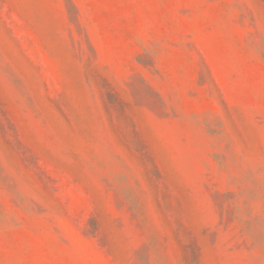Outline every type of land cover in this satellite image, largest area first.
Segmentation results:
<instances>
[{"label": "rangeland", "instance_id": "rangeland-1", "mask_svg": "<svg viewBox=\"0 0 264 264\" xmlns=\"http://www.w3.org/2000/svg\"><path fill=\"white\" fill-rule=\"evenodd\" d=\"M0 264H264V0H0Z\"/></svg>", "mask_w": 264, "mask_h": 264}]
</instances>
